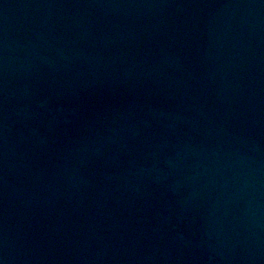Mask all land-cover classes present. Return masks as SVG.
<instances>
[{
	"label": "water",
	"instance_id": "1",
	"mask_svg": "<svg viewBox=\"0 0 264 264\" xmlns=\"http://www.w3.org/2000/svg\"><path fill=\"white\" fill-rule=\"evenodd\" d=\"M0 264H264V0H0Z\"/></svg>",
	"mask_w": 264,
	"mask_h": 264
}]
</instances>
